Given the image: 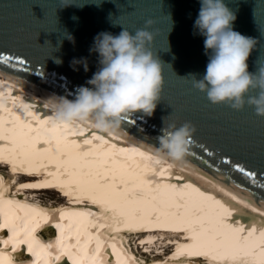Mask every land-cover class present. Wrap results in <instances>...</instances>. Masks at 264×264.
Segmentation results:
<instances>
[{
  "label": "bare ground",
  "instance_id": "1",
  "mask_svg": "<svg viewBox=\"0 0 264 264\" xmlns=\"http://www.w3.org/2000/svg\"><path fill=\"white\" fill-rule=\"evenodd\" d=\"M58 98L0 71V264H264V208Z\"/></svg>",
  "mask_w": 264,
  "mask_h": 264
},
{
  "label": "water",
  "instance_id": "2",
  "mask_svg": "<svg viewBox=\"0 0 264 264\" xmlns=\"http://www.w3.org/2000/svg\"><path fill=\"white\" fill-rule=\"evenodd\" d=\"M224 2L237 17L233 30L256 41L248 59L255 73L264 66V0ZM199 9V0H0V71L74 99L78 87H92L86 82L100 67L94 38L117 36L122 27L134 34L152 19L162 99L153 116L131 113L117 130L155 149L163 119L165 126L191 122L196 143L183 164L264 208V117L247 104L240 111L213 104L186 77L201 78L209 59L205 37L193 34Z\"/></svg>",
  "mask_w": 264,
  "mask_h": 264
},
{
  "label": "clouds",
  "instance_id": "3",
  "mask_svg": "<svg viewBox=\"0 0 264 264\" xmlns=\"http://www.w3.org/2000/svg\"><path fill=\"white\" fill-rule=\"evenodd\" d=\"M199 3L193 34L205 37L204 49L209 59L201 78L191 73L186 77H191L193 87L206 93L213 104L226 103L236 111L247 104L257 116L264 117V66L255 73L248 70L255 39L233 30L237 17L224 0ZM153 24L152 19L147 20L145 27L134 34L122 26L117 36L99 33L91 51L99 53L100 67L86 82L92 87L82 85L74 99L59 97L51 102L54 120L62 124L91 122L102 131L111 132L131 113L153 116L165 87L163 65L150 47L155 40L149 30ZM84 67L87 71L86 62ZM253 91L255 94H250ZM196 131L191 122L165 126L163 119L160 134L155 137L156 153L174 164H182L191 155Z\"/></svg>",
  "mask_w": 264,
  "mask_h": 264
},
{
  "label": "rangeland",
  "instance_id": "4",
  "mask_svg": "<svg viewBox=\"0 0 264 264\" xmlns=\"http://www.w3.org/2000/svg\"><path fill=\"white\" fill-rule=\"evenodd\" d=\"M8 168L6 170L7 172H11L10 170H12V171L14 170L15 171V168H13V167H8ZM16 168L18 170L16 172V173H18L17 174V177L19 179L25 178L27 174L24 172V170L22 169V167H20V165H19V168L18 167H16ZM0 170L3 171V169H0ZM40 197L42 198L41 200H43L44 202H48V203L53 202V203H56V204H62L64 202H67V200L71 198V195H68L65 192H51V193H42ZM55 206H57V205H55ZM159 229H160L159 226H156L155 231H159ZM143 234H144V232H143ZM169 236L173 237V236H175V234H171L170 233ZM191 236L192 235H190V236L188 235V237H191ZM218 258L219 257L211 259L212 261L211 262H208V264H212V262L213 263H219L221 260L218 259ZM203 262H205V261H203ZM220 264H224V263L221 262Z\"/></svg>",
  "mask_w": 264,
  "mask_h": 264
},
{
  "label": "snow or ice",
  "instance_id": "5",
  "mask_svg": "<svg viewBox=\"0 0 264 264\" xmlns=\"http://www.w3.org/2000/svg\"><path fill=\"white\" fill-rule=\"evenodd\" d=\"M4 59L6 60V59H7V57H4ZM241 171H243V169H241Z\"/></svg>",
  "mask_w": 264,
  "mask_h": 264
}]
</instances>
